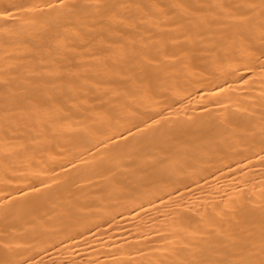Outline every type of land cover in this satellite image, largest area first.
<instances>
[{"label": "bare ground", "instance_id": "1", "mask_svg": "<svg viewBox=\"0 0 264 264\" xmlns=\"http://www.w3.org/2000/svg\"><path fill=\"white\" fill-rule=\"evenodd\" d=\"M0 264L264 261V0H0Z\"/></svg>", "mask_w": 264, "mask_h": 264}, {"label": "snow or ice", "instance_id": "2", "mask_svg": "<svg viewBox=\"0 0 264 264\" xmlns=\"http://www.w3.org/2000/svg\"><path fill=\"white\" fill-rule=\"evenodd\" d=\"M8 13L5 11V12H0V16H3V15H7ZM261 264H264V261L261 262Z\"/></svg>", "mask_w": 264, "mask_h": 264}]
</instances>
